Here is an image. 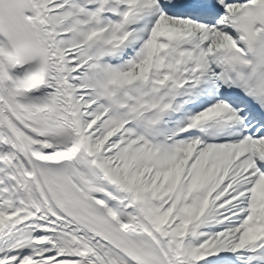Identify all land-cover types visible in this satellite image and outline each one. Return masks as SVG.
Instances as JSON below:
<instances>
[{"label":"snow or ice","instance_id":"1","mask_svg":"<svg viewBox=\"0 0 264 264\" xmlns=\"http://www.w3.org/2000/svg\"><path fill=\"white\" fill-rule=\"evenodd\" d=\"M0 264H264V0H0Z\"/></svg>","mask_w":264,"mask_h":264}]
</instances>
